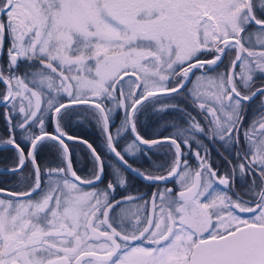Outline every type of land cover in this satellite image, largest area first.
Returning <instances> with one entry per match:
<instances>
[{"label": "snow or ice", "instance_id": "1", "mask_svg": "<svg viewBox=\"0 0 264 264\" xmlns=\"http://www.w3.org/2000/svg\"><path fill=\"white\" fill-rule=\"evenodd\" d=\"M0 116V264H264V0H0Z\"/></svg>", "mask_w": 264, "mask_h": 264}, {"label": "flooded vegetation", "instance_id": "2", "mask_svg": "<svg viewBox=\"0 0 264 264\" xmlns=\"http://www.w3.org/2000/svg\"><path fill=\"white\" fill-rule=\"evenodd\" d=\"M223 68V65L221 66ZM259 104V100L254 101L248 111L249 118L252 116L253 112L256 110V106ZM247 123V121H246ZM119 125V119L117 118L114 120V127L113 132H115V127ZM4 121L2 116H0V130L3 129ZM51 130V129H49ZM67 131L69 134L81 137L85 140H87L89 143H92L94 147H97L101 150L103 154V148H102V137L99 130L96 128V126L92 123H86L82 126H78L76 123H73ZM154 130L151 128L141 127V133L143 135H150L153 134ZM78 133V134H77ZM82 135V136H81ZM86 135V137H85ZM127 141L121 139L119 147L122 149ZM69 145L72 146L71 148V158L73 161L74 169L77 171V174L80 176H87L88 175V169L91 167V161H90V153L87 149L86 145L79 144V142L73 141L68 142ZM42 155L45 157V162H53L54 158L48 154L47 152L42 153ZM5 156H10V153L8 152L7 148L0 144V170H4L7 167L11 165V159H5ZM129 162L133 164L134 167L140 168L141 170H152L156 165L165 163L166 157L164 153H153L151 158H145L142 154H138L136 157H128ZM212 159L213 164L215 165V162L217 159H220V157L217 155V152L215 148H213L212 151ZM106 163H109L106 160ZM111 172V169L109 168V173ZM3 173V172H0ZM7 181V183H5ZM17 184V179L11 178L7 176L6 174H0V187L4 188H13ZM133 191L139 190L140 192L144 193H151L153 190L150 186L146 185L142 180L139 178L135 179L133 181ZM100 187H104V185H101ZM238 190H243L241 188V185L239 181H237L236 185ZM119 195V193H118Z\"/></svg>", "mask_w": 264, "mask_h": 264}, {"label": "water", "instance_id": "3", "mask_svg": "<svg viewBox=\"0 0 264 264\" xmlns=\"http://www.w3.org/2000/svg\"><path fill=\"white\" fill-rule=\"evenodd\" d=\"M73 141H76V140H73ZM73 141H68V142H73ZM78 142V141H76ZM7 148V146H5ZM4 170H0V172H3Z\"/></svg>", "mask_w": 264, "mask_h": 264}, {"label": "trees", "instance_id": "4", "mask_svg": "<svg viewBox=\"0 0 264 264\" xmlns=\"http://www.w3.org/2000/svg\"><path fill=\"white\" fill-rule=\"evenodd\" d=\"M5 55H6V53H5ZM78 134V133H77ZM82 136V135H81ZM85 137H86V135H85Z\"/></svg>", "mask_w": 264, "mask_h": 264}]
</instances>
